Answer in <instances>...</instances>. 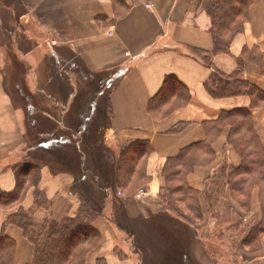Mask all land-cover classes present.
Listing matches in <instances>:
<instances>
[{"label":"crops","instance_id":"1","mask_svg":"<svg viewBox=\"0 0 264 264\" xmlns=\"http://www.w3.org/2000/svg\"><path fill=\"white\" fill-rule=\"evenodd\" d=\"M124 3L126 7L120 10L112 0H0V36L5 34L10 41L5 48L0 40V49H8L0 59L11 62L3 72L9 73L16 65L19 81L25 83L26 95L30 94L26 103L20 101L25 96L19 93H13L14 100L2 84L10 80L0 73V153L8 156L0 168V190L14 189L13 165L33 164L40 170L36 187L50 201L56 220L74 215L82 202L98 210L92 225L100 235L86 254V264H97L98 259L106 264H171L175 260L181 264L183 259L190 264H220L221 258L230 260V246L222 241L230 240L232 216L242 217L239 225L244 228L257 224L262 218L264 191L261 184H255L248 201L246 197L238 201L224 183L214 192L212 205L206 203L204 193L219 177L220 168L241 162L228 142L232 121L218 120L224 111L249 110L254 136L264 148V102L251 106V96L246 94L214 98L204 84L218 70L223 77L237 75L264 92V0H253L243 30L233 37L227 53H214L211 18L196 0ZM40 42L45 44L40 46ZM194 50L211 53V67ZM85 69L106 72L107 79L115 73L109 92L93 99L98 108L106 104L109 122L104 142L106 149L112 147L116 152L107 160L111 173L100 164L104 160L100 162L98 155L92 157L83 149L84 139L80 141L76 120L70 118L78 77L68 73L84 74ZM171 78L186 90L188 101L182 104L171 97L163 104L158 99L154 103L162 88L166 92L165 84ZM74 109V117L79 118ZM28 131L40 139L33 146ZM135 141L149 145L135 169L137 181L130 185L135 187L115 190L111 187L123 162L117 157ZM189 146L195 158L190 169L183 168L181 178L198 192L195 203L201 218L189 213L187 201H181L187 211L176 210L192 220L187 224L166 210L160 192L166 186L168 159L185 154ZM34 188L29 186L20 202L0 205V232L16 243L13 264H29L33 247L14 225L2 227L20 206L33 207ZM140 189L143 194L137 197ZM36 214L43 217L47 213L38 210ZM247 232L238 240L237 254ZM221 236L227 238L221 240ZM132 242L150 257L139 260ZM259 242L257 249L247 253V264H264V233ZM210 243L217 247L215 251H208ZM227 260L225 264H231Z\"/></svg>","mask_w":264,"mask_h":264},{"label":"trees","instance_id":"2","mask_svg":"<svg viewBox=\"0 0 264 264\" xmlns=\"http://www.w3.org/2000/svg\"><path fill=\"white\" fill-rule=\"evenodd\" d=\"M112 1L116 9L118 8L121 10V8L126 7L124 0ZM196 1L198 7L206 11L211 18L214 53H227L233 37L243 30V24L248 17L249 8L253 0ZM194 52L198 55L203 54L206 66L211 67V53L202 52L200 50H194ZM202 59L200 58V60ZM12 67L14 68V65ZM11 72L12 70L10 73ZM104 73L106 72L93 73L85 69L84 74H81L80 80L77 83V97L73 99L71 103L72 110L70 109L69 113L70 118L76 120L77 129L75 132L79 135L80 141L84 139L81 142L83 149H86L92 157L98 155L100 162L104 160L100 164L103 166L105 172L111 173L112 168L108 165L107 160L114 157L116 152H114L112 147L106 149L104 142V135L109 122L106 104H104V107L99 105L98 108L97 105H94L93 101L95 95L100 93L99 85L105 80H107L106 82L109 81L105 78ZM99 76L104 77V79L101 81L97 80ZM170 80L173 79L171 78ZM89 81L92 84L86 86ZM105 85H109L105 89L107 93L109 92L108 88L111 84ZM165 86L166 92L163 93L164 90L162 88L160 96L156 97L154 103L158 99V103L163 104L171 97L181 101L182 104L188 101V93L176 80L166 82ZM204 87L214 98L246 94L251 96V106L257 104L255 101L264 102V92L258 90L253 84L237 78V75L234 74L223 77L218 70L213 71L208 81L205 82ZM83 91L86 92L85 95L82 96ZM13 97L15 98L16 96ZM83 97L85 98V103H83ZM154 103H152V105ZM84 107H86V110L82 113ZM74 108L78 109L79 118H76L77 116L74 117ZM249 117V110L247 109H234L229 112L224 111L220 115V120H218V122H226V120L232 121L228 142L231 143L240 154L241 162L237 166L225 164L220 168L219 176L221 178L219 179H223L224 181L219 182L217 178L215 181H212L209 189H206L204 193L206 203H210L214 192L221 189L224 183L225 186L229 187L233 199L238 201H241L244 197H246L248 201L250 189L255 184L262 185L261 189L263 193L264 149L256 142L257 140L251 132ZM27 119L25 120L26 122H28ZM220 129L221 128L218 130ZM175 130L178 129L173 128L171 131ZM38 135L42 138L40 134ZM27 138L30 142V146H33L37 140H40L34 133H30L29 131L27 132ZM192 149L193 146H189L184 150L185 154L181 153L176 158L168 159L164 168L166 186L162 188L160 192L162 200L166 203V210L175 218L182 219L187 224H190L188 220L191 222L192 220L187 215L184 217L178 215L177 208L175 207L173 209L171 204H174L176 200L183 201L185 204V201H187L189 213L194 217L201 218L198 204L195 203L198 201V192L186 185L181 178L183 168L188 170L193 165V159L195 158L194 153L192 152L189 154ZM148 150L149 145L144 141L132 142L121 150V154L119 153L117 158L121 156L123 162H121L120 169L118 170L117 181L113 183L111 188L114 187L116 190L118 187H120V189H131L135 187L134 185L130 186L137 181L134 180L136 179V175L134 174L135 169L137 168L139 159L142 158L141 156L145 155ZM13 171L16 178L15 187L10 192L0 190V205L9 206L20 202L27 188L31 185L35 187L33 191L34 204L32 208L28 209L20 206L15 212L9 214L2 228L12 224L22 231L23 236L33 247V256L29 264H86V254L97 243L100 235L99 231L92 225L93 219L99 213L98 210L94 209L88 203L82 202L74 215L58 221L53 217L50 211V201L47 199L45 193L36 187L40 175L39 168L33 164L17 163L13 165ZM137 174L144 175L141 171H138ZM28 178H30L29 185L26 184ZM108 192V195H110V191ZM242 204L245 205L244 203ZM261 206L262 218L253 226L247 224L248 226L244 228L239 225V222L242 221V217L239 218L234 214L233 219L232 216L229 229H237L239 234H237L236 237H232L228 245L222 241L225 247L230 246L231 250L232 245H237L239 238L241 240L247 230L246 237L241 242V248L252 249L251 247L254 246V249H252L253 251L259 247V238L264 233V194ZM38 210H44L47 214L43 217H37L36 213ZM218 229L221 230V228ZM222 238L224 237L221 236V240ZM209 247L208 251L211 252L217 249V247L212 246L211 243ZM15 248V241L11 237L5 235L4 231H1L0 264H13ZM171 262L172 261H169V263ZM174 263L179 264V261L175 260ZM97 264H106V262L104 259H98ZM181 264L190 263L188 261L185 262L183 259Z\"/></svg>","mask_w":264,"mask_h":264},{"label":"rangeland","instance_id":"3","mask_svg":"<svg viewBox=\"0 0 264 264\" xmlns=\"http://www.w3.org/2000/svg\"><path fill=\"white\" fill-rule=\"evenodd\" d=\"M8 36H6L5 34H3L2 36H0V40L1 41H3V43L1 44V46H3V47H5V48H7L8 47V45L10 44V41L9 40H6V38H7ZM43 43L45 44V42H40V46L41 45H43ZM2 48V47H1ZM8 51V49H6L5 50V52H7ZM1 52H3L4 53V55H5V52H4V49L2 48V49H0V55H1ZM7 63H4L1 59H0V73L2 72V74L4 75V78L5 79H9L10 81H8V82H6L5 83V81L4 82H2V84H3V87H6V92H10V93H12V95L14 96L15 94H13V93H19L18 95L20 96V95H24L25 96V98H22L20 101H22V102H24V103H26V100L30 97L29 95H26V94H28L27 92H26V89H24L23 87L25 86V83H23L22 81H19V75H17V74H19V68L16 66V65H14V68L12 69L11 68V70H12V72L10 73V71L11 70H9V73H4L3 71H4V69H6V68H4V67H6L5 65L6 64H8L9 62H10V60L8 59V60H5ZM11 63V62H10ZM26 65V64H25ZM27 69V68H26ZM14 70V71H13ZM36 70H38V68L36 67ZM70 73H72V74H74L75 76H77L78 77V82H79V77H81V73L80 72H78V73H75V72H72V71H70L68 74H70ZM7 74V75H6ZM105 75L107 74V73H104ZM115 75V73L113 72V74L111 75L112 77L110 78V79H108L109 81L108 82H106L107 80H105V81H103V83H101L100 85H99V92L100 93H103V95H105L106 94V92H105V89L109 86V85H105V84H112L113 83V76ZM14 76V77H13ZM102 76H104V75H102ZM102 76H99V78L97 79V80H103L104 79V77H102ZM44 78V74H42L41 75V78ZM92 83L89 81V82H87V85L86 86H90ZM78 87V84H77V82H76V84H75V86H74V88H73V90H74V92L77 94V88ZM14 98V97H13ZM14 100H15V98H14ZM90 100V99H89ZM88 101V100H87ZM86 102V101H85ZM28 103V102H27ZM17 105H19V104H17ZM28 105V104H27ZM27 105H26V111H27ZM19 106H21V105H19ZM26 117V112H25V114H24V118ZM25 119H27V118H25ZM249 119V122H250V117L248 118ZM28 120V119H27ZM250 128H252V126L250 125ZM251 132H252V134L254 135V133H253V128L251 129ZM45 137V135L43 136V138ZM256 138V137H255ZM44 139H46V138H44ZM257 140V139H256ZM257 143H258V141H256ZM260 144V143H259ZM258 144V145H259ZM260 146V145H259ZM263 148V147H262ZM264 149V148H263ZM8 156H6L5 154H3V153H0V168L3 166V165H5L6 164V158H7ZM10 157H12V155L10 156ZM8 164H10V162L8 163ZM92 165H95L94 163L92 164ZM219 178H221L220 176L219 177H217V180L219 181V182H223L224 180L223 179H219ZM26 184L27 185H29L30 184V178H28L27 179V182H26ZM120 192H118V194H119ZM174 207H177V209H181L182 211H183V213H185V211H187V210H184V207L182 206V202L181 201H179V200H176V202H174ZM230 234H231V236H230V239L233 237L232 235H237V234H239L238 233V231H237V229L235 230V229H230V232H229ZM224 238L226 239L227 237L226 236H224ZM222 240H223V238H222ZM230 240H228V239H226V240H224V243L226 244V245H228L229 243H227V242H229ZM131 247H134V249H135V251H136V255L138 256V259L140 258L141 260L143 259V256H149L150 257V255H149V253H146V252H143L142 251V249H141V247L139 246V244L138 243H136V242H132V244H131ZM252 249H254V246L253 247H251ZM225 249H229V248H225ZM237 249V245L236 244H234V246L232 245V249H231V253H230V251H229V253H230V260H227L226 258H219L220 259V264H225V262H226V260L227 261H229L231 264H247L246 262H248V258L250 257L248 254H250L249 252H252V249H247V248H241L240 247V253L239 254H237V252L236 251H238V250H236ZM242 252V253H241ZM244 253V254H243ZM248 253V254H247ZM240 254H242L243 255V257H240ZM236 257V258H235ZM245 260V261H244ZM138 264H139V262H138ZM171 264H173V263H171ZM251 264H257V263H253V262H251Z\"/></svg>","mask_w":264,"mask_h":264},{"label":"built area","instance_id":"4","mask_svg":"<svg viewBox=\"0 0 264 264\" xmlns=\"http://www.w3.org/2000/svg\"><path fill=\"white\" fill-rule=\"evenodd\" d=\"M141 194H142V190H139L137 196H140Z\"/></svg>","mask_w":264,"mask_h":264}]
</instances>
